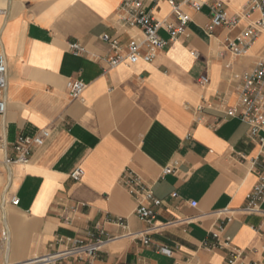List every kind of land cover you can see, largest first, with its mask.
<instances>
[{"label": "crops", "instance_id": "crops-1", "mask_svg": "<svg viewBox=\"0 0 264 264\" xmlns=\"http://www.w3.org/2000/svg\"><path fill=\"white\" fill-rule=\"evenodd\" d=\"M122 1L0 0V55L8 68L0 94L7 104L0 117V264H229L235 257L264 264V202L259 213L244 210L264 149L246 123L227 114L241 106L243 74L264 60V33L243 56L227 43L260 14L243 17L249 0H200V12L177 0L191 17L184 35L152 63L111 68L114 51L103 35L123 49L142 37L120 21ZM145 3L157 20L176 22L167 2ZM216 3L243 18L237 28L208 33ZM159 35L169 39L163 29ZM73 44L85 52L75 55ZM76 80L86 85L78 100L67 87ZM45 129L51 137L28 164H7L19 137ZM168 167L174 173L163 176ZM77 168L84 175L75 182ZM127 170L162 201L151 223L135 213L137 200L122 182ZM108 236L115 239L93 259L34 262L75 239Z\"/></svg>", "mask_w": 264, "mask_h": 264}, {"label": "built area", "instance_id": "built-area-1", "mask_svg": "<svg viewBox=\"0 0 264 264\" xmlns=\"http://www.w3.org/2000/svg\"><path fill=\"white\" fill-rule=\"evenodd\" d=\"M154 2L165 1L171 7V14L175 18V23L159 21L156 19L152 10L146 8L145 0H123L121 5L122 15L120 21L126 26L139 29L141 39H133L123 49L118 40L112 39L109 35H103V40L109 43L114 51V55L109 60L111 68H117L121 65H135L140 62L152 63L159 51L166 49L169 45L177 41L186 32L191 17L181 8V3L177 0H153ZM183 4L200 12L203 3L200 0H183ZM260 18L254 20L246 29L243 35L237 41H228V50L236 56H243L247 50L255 43L258 36L264 33V0H249L244 18L251 19L256 14ZM5 16V11L0 9V21ZM242 17H229L226 14L223 3H216L211 7L210 22L207 31L214 34L218 29H235L242 21ZM164 30L168 33L169 39L164 40L159 32ZM71 50L75 55L85 52V49L79 44L71 45ZM197 57L196 53L191 54ZM7 59L5 55H0V94L7 89ZM244 85L241 106L238 109H230L227 114L229 117L240 119L250 128L251 137L257 141L264 149V60L257 62L256 67L242 76ZM201 84H208L206 77L201 78ZM69 95L72 99L78 100L86 89V85L81 80L70 81L67 85ZM7 104L4 98H0V117L5 115ZM199 111L202 107L198 108ZM49 130H42L36 136H21L14 145L15 156L7 160V164L25 165L30 162L32 152L35 148L45 146L50 139ZM174 169L168 167L164 169L163 176L171 175ZM84 171L77 168L71 175V178L78 182L82 179ZM122 182L130 195L137 200L136 215L143 221L151 223L157 216L156 209L162 206V201L155 197L151 188L144 185L141 178L131 170L125 171L122 176ZM177 198V194L173 195ZM264 202V167L259 173V181L248 197V203L245 211L249 214L260 212L259 205ZM12 205L19 206L20 200L14 197ZM151 205V207L149 206ZM196 206V203L193 204ZM148 234V232H147ZM115 238L108 236L107 240H85L75 239L70 246L62 251H55L47 256L37 259L35 263H61L69 259L85 261L93 259L101 250L105 243L113 241ZM149 240L145 241L148 244ZM161 253L171 256L172 251L168 248H162ZM229 264H244L238 261V257L229 261Z\"/></svg>", "mask_w": 264, "mask_h": 264}]
</instances>
